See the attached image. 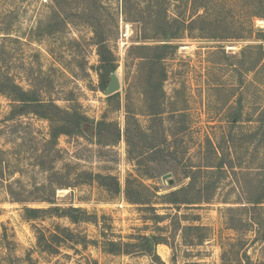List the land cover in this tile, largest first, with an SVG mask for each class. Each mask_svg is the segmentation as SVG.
<instances>
[{
	"label": "rangeland",
	"instance_id": "obj_1",
	"mask_svg": "<svg viewBox=\"0 0 264 264\" xmlns=\"http://www.w3.org/2000/svg\"><path fill=\"white\" fill-rule=\"evenodd\" d=\"M212 1L211 32L251 37L200 36L194 28L172 39L174 51H163L160 93L152 88L160 74L150 72L161 69L141 57L157 51L142 46L163 42L164 18L188 21L202 13L194 0H0V76L119 132L106 126L95 137L60 134L54 145L47 120L14 114L0 92V264H264V240L247 224L251 215L264 219V210L246 202V189H260L264 177V69L247 70L257 49L241 53L264 44V17L252 16L264 11V0ZM101 38L120 81L114 98L100 81ZM240 107L243 118L233 125ZM127 137L144 146L142 164L129 157ZM205 163L215 165L208 172L202 166L199 179L209 177V201L163 202L165 195L186 196L179 190L189 181L185 172L198 174ZM90 174L117 178L120 192ZM135 179L151 204L125 200L126 182ZM51 205L81 207L90 216L76 223L44 213L25 217V207ZM182 225L202 228L181 231ZM57 226L69 227L77 240L60 242L56 253L41 251L37 232ZM143 236L165 241L153 244L161 260L141 249ZM106 239L133 246L110 253Z\"/></svg>",
	"mask_w": 264,
	"mask_h": 264
},
{
	"label": "trees",
	"instance_id": "obj_2",
	"mask_svg": "<svg viewBox=\"0 0 264 264\" xmlns=\"http://www.w3.org/2000/svg\"><path fill=\"white\" fill-rule=\"evenodd\" d=\"M196 8L201 9L203 12L198 13V11L190 17V19L187 21L185 18L181 16H177L176 18H173L172 20L164 18V28L161 31V36L164 38L162 39L163 42L159 43L155 46H142V48L149 49L153 48L157 52L153 53L151 55H143L141 56L145 63L151 65L152 68L156 66V68H160V73L151 71L150 74L153 77L155 74H160L159 79L156 78V75L154 76V83L152 85V88L154 91H159L162 93V81L165 78V73L162 71L161 68V62L166 57L164 55L163 51L167 50V53L170 52V54L174 51L176 48V45L171 43L170 41L172 39L181 37L182 34L186 32L197 31V33L200 36H207V37H216V38H249L251 35H244L243 33H215L211 32L212 27L216 26L217 23L214 19L211 18V3L212 0H194ZM178 14V12L176 13ZM253 17H264V11H261L259 13H256L252 15ZM251 17V18H253ZM229 24L230 22L225 21L224 24ZM197 24H199L197 26ZM197 26V27H194ZM251 31V30H250ZM260 40L264 41V35L258 37ZM96 44L99 45L98 53L100 56V81L102 84V88L105 91L106 86L109 80V74L111 72L116 73V66L113 63V57L111 51L107 48L104 39H97ZM257 49L256 52V59L254 62L250 65V67H247L248 71H253L255 68L259 66L260 69H264V44L259 43L257 45H248L245 48L242 49V54L244 55L246 51L250 49ZM159 52V53H158ZM0 92L1 94H5L9 99L13 102V110L15 109L17 113L14 114H25V113H33L34 115L41 117L49 122V134H50V140L51 143L56 145L57 138L60 134H87L88 136L95 137L96 135H100L102 130H106L107 128L110 131H116L117 133V126L112 125L110 122H105L103 120L99 121H93L90 120L84 113H82L77 108H70V109H64L57 105L54 101H45L42 98L39 97L36 93H33V91H25L22 89L20 85L15 83L11 78L6 77L2 78L0 76ZM158 92V93H159ZM106 93V92H105ZM117 95V92L112 93L110 95H107L108 98H114ZM19 104V105H17ZM262 109L260 113L264 114V104L261 105ZM19 107V109H18ZM241 107L238 108L234 113H232L229 121L231 124L235 125L239 121H241L242 113H241ZM160 112H153V114H159ZM130 114V112H128ZM129 116V115H128ZM129 118L127 117V126L129 124ZM261 124L264 126V118L260 119ZM107 126V128H106ZM144 146L139 145L138 143L131 142L128 140L127 137V153L129 157L132 160H135V163L140 165L143 163V155L145 153ZM143 150V151H142ZM202 166L204 167L205 172H208L207 170H211L215 165H212L210 163H205L201 166H199V173L192 175L190 171L185 172V177L189 178V181L186 186L180 188V191H183L186 193V196H184L181 200L178 201V199L168 198L167 195L166 199H164V203H186V204H196L201 202H207L210 199V194L208 192H205L206 188L205 186L208 184L209 177H205L201 181H199L201 175H202ZM230 167H232L230 165ZM234 172V171H233ZM208 176V175H205ZM90 180H97L101 185H104L108 188L112 186L114 189V192L119 193L120 192V185L117 178L111 176V175H100L90 174ZM201 183V187L197 188L196 184ZM258 187L260 189L251 190V192L246 189V202L251 205V208L254 210H264V177L261 179L258 183ZM148 190L147 187L144 186V184L135 179L133 182H126V186L124 189L125 193V200L129 203L138 204V205H144V204H151L152 201L150 199H144L142 197V190ZM195 190L196 198H188L187 194L189 191ZM149 191V190H148ZM176 193V191L174 192ZM173 193V194H174ZM155 195V194H154ZM50 203H53V201H49ZM25 217L32 219L39 217L41 213L44 214H52V216H65L68 217L73 223L85 221L89 219V214L85 209H82L81 207H61L59 205H51L50 207L46 209L41 208H31V207H25L24 209ZM247 224L249 227H254V230L257 234L261 236V240H264V219H260L258 217H255L254 215H251L247 219ZM202 227L198 226H190V225H182L180 226L181 231H188V230H200ZM246 230H249L247 227ZM78 234L74 233L69 227H60L57 226L56 230L54 232H43L42 230H39L37 232V246L41 251H45L47 253H56L58 248V244L60 242L65 241H76L78 238ZM139 244H141V249L145 251V253L154 256L155 258L160 259V257L155 253V250L153 246L150 245V242L153 244H158L160 242L165 241H156L153 237H140ZM201 240V239H200ZM83 242V241H81ZM122 244L125 245V249L122 248ZM133 246L132 243H119L117 241H113L110 239H106L103 241V249L110 253H129L130 249L129 247ZM162 262V261H161Z\"/></svg>",
	"mask_w": 264,
	"mask_h": 264
},
{
	"label": "water",
	"instance_id": "obj_3",
	"mask_svg": "<svg viewBox=\"0 0 264 264\" xmlns=\"http://www.w3.org/2000/svg\"><path fill=\"white\" fill-rule=\"evenodd\" d=\"M119 87H120V81L117 74L115 72H111L109 74V80L105 90L106 94L110 95L112 93L117 92L119 90ZM150 245L153 246V243L150 242Z\"/></svg>",
	"mask_w": 264,
	"mask_h": 264
}]
</instances>
